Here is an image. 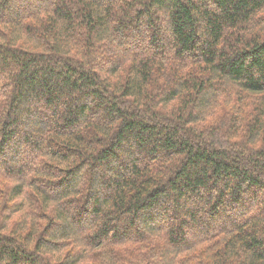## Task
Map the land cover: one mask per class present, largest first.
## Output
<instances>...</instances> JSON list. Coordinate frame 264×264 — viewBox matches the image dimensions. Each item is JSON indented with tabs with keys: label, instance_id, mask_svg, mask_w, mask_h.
Returning a JSON list of instances; mask_svg holds the SVG:
<instances>
[{
	"label": "trees",
	"instance_id": "obj_1",
	"mask_svg": "<svg viewBox=\"0 0 264 264\" xmlns=\"http://www.w3.org/2000/svg\"><path fill=\"white\" fill-rule=\"evenodd\" d=\"M0 264H264V0H0Z\"/></svg>",
	"mask_w": 264,
	"mask_h": 264
}]
</instances>
